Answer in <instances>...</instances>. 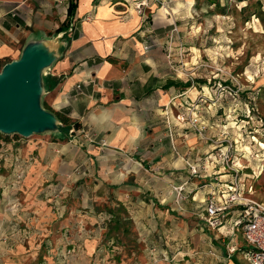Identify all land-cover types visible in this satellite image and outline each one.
<instances>
[{
	"label": "rangeland",
	"instance_id": "1",
	"mask_svg": "<svg viewBox=\"0 0 264 264\" xmlns=\"http://www.w3.org/2000/svg\"><path fill=\"white\" fill-rule=\"evenodd\" d=\"M159 1L155 2L159 12L165 8V14L182 17L171 25L167 38L170 70L189 77L193 84L197 79L205 81L200 94L178 113L183 115L184 131L197 139L185 155H198L199 165L183 160L185 167L175 169L183 180L172 185L173 191L183 185L179 197L174 191L175 203L191 201L184 189L210 184L216 175L210 173L221 169L218 174H228L229 181H222L223 188L208 193L204 202L213 197L221 203V194L233 185L245 197L264 204V97L257 96L264 85V0H251L261 3L249 8L257 14L248 20L244 17L249 11L240 13L246 2L219 0L221 5L227 3L221 14L206 0ZM145 5L146 1L136 3L137 12ZM79 129L75 135L90 133ZM53 140L64 145L67 138L0 132V264L225 263L209 235L199 229L198 223L209 226L203 218L207 205L203 215L202 205L195 214L174 210L181 217L176 219L181 234L169 242L139 236L131 217L140 212L143 219L146 206L141 200L152 199L147 188L158 169L151 167L150 159H146L149 169L142 165L130 175L124 160L135 164L140 155H38V148ZM95 157H99L97 164ZM189 164L197 167V173H191ZM102 168L110 181L117 177L123 184L112 188L106 180V186L98 190L101 177L97 174ZM110 209L119 210V229L114 228ZM235 232L238 244L249 250L240 228ZM243 260L249 264L247 253Z\"/></svg>",
	"mask_w": 264,
	"mask_h": 264
},
{
	"label": "crops",
	"instance_id": "2",
	"mask_svg": "<svg viewBox=\"0 0 264 264\" xmlns=\"http://www.w3.org/2000/svg\"><path fill=\"white\" fill-rule=\"evenodd\" d=\"M141 1L146 5L138 13L135 4ZM157 1L73 0L74 8L68 12L72 0H0V61L17 58L32 34L52 37L59 32L65 49L49 71L52 86L44 101L90 133L71 132L65 136L64 145L55 140L42 144L38 155H140L135 164L130 158L124 160L130 175L142 165L149 169L146 159H150L151 167L158 169L147 188L152 199L141 200L146 206L143 219L140 212H133L131 218L142 239H160L163 244L165 239L169 242L181 234L176 220L181 217L174 210L195 214L202 205L203 215L207 194L222 189L229 179L228 174H218L221 169L214 170L210 174H216L211 177L215 181L184 189L191 201H174L172 185L183 181L175 169L185 167L183 160L199 165L195 160L198 155H185L193 150L197 139L184 131L186 126L178 113L191 104L203 86L170 70L167 38L171 25L182 17L165 14V8L159 12ZM98 159L95 157L94 164ZM100 172L98 190L106 186V180L112 188L123 184L117 177L110 181L104 168ZM236 212L239 216V207ZM234 219L216 228L203 222L198 225L219 249L223 264H247L243 250L248 247L238 244L237 229L231 230ZM229 246L237 249L230 253Z\"/></svg>",
	"mask_w": 264,
	"mask_h": 264
},
{
	"label": "water",
	"instance_id": "3",
	"mask_svg": "<svg viewBox=\"0 0 264 264\" xmlns=\"http://www.w3.org/2000/svg\"><path fill=\"white\" fill-rule=\"evenodd\" d=\"M65 49L59 32L52 37L30 35L17 58L0 68V132L28 137L50 133L65 137L61 121L44 106L47 76Z\"/></svg>",
	"mask_w": 264,
	"mask_h": 264
},
{
	"label": "built area",
	"instance_id": "4",
	"mask_svg": "<svg viewBox=\"0 0 264 264\" xmlns=\"http://www.w3.org/2000/svg\"><path fill=\"white\" fill-rule=\"evenodd\" d=\"M79 87V85H77ZM178 119L184 120L183 115L179 114ZM191 124L197 127L196 120L192 119ZM72 129L70 130L71 133ZM225 156V155H224ZM191 173H197V167L190 165ZM176 195L179 197L183 191V185H177L173 188ZM221 203L214 200L213 197L209 199L207 204L204 220L207 224L216 228L223 224L225 219V211L233 206L239 207V216L231 223V230L238 227L245 241L249 245V250L245 253L249 255V264H264V204L254 199L245 197L237 186L230 185L228 192L221 194ZM236 247L229 250L232 253Z\"/></svg>",
	"mask_w": 264,
	"mask_h": 264
},
{
	"label": "trees",
	"instance_id": "5",
	"mask_svg": "<svg viewBox=\"0 0 264 264\" xmlns=\"http://www.w3.org/2000/svg\"><path fill=\"white\" fill-rule=\"evenodd\" d=\"M206 2H207V5L208 6H214L215 8H216V12H218V13H221V14H224V11H225V7H226V5H227V3H225V4H223V5H221L220 4V1L219 0H206ZM235 2H237V3H242V2H246V4L245 5H243L242 7H241V9H240V13L242 14V13H245V12H247V11H249V8L253 5V3L254 2H252L251 0H235ZM260 1H256V3H254V5H256V6H259L260 5ZM74 8V3H73V0H72V3H70V5H69V8H68V12H69V10H70V12H71V9H73ZM257 14V12L256 11H254V12H251V11H249L245 16L246 17H244L245 18V20H248L249 18H250V15H256ZM242 15H244V14H242ZM8 60H10V59H7V60H4V61H0V68H1V66L6 62V61H8ZM50 78H52L51 77V75H48L47 76V82H48V90L51 88V86H52V84H51V79ZM61 77H58L57 78V80H59ZM197 81L200 83V84H202V83H205V81H204V79H197ZM185 86L186 87H189L190 86V83H188V82H186L185 83ZM262 95H264V85L263 86H261V87H259V90H258V93H257V96L258 97H264V96H262ZM44 106L46 107V108H48L49 110H51V111H53L55 114H56V116L60 119V121H61V130L64 132V134L65 135H68V134H70L69 132H70V130L72 129V131L71 132H74L75 130H77V129H79L80 128V125H79V122H77V121H72L69 117H67L66 115H64V114H62V113H60L59 111H56V110H54V109H52L51 107H50V105H49V103L45 100L44 101ZM262 119V118H261ZM263 120V126H264V119H262ZM262 126V127H263ZM264 128V127H263ZM118 211L119 210H117V211H115V210H112V209H110L109 210V212H111V214H112V216H113V221L116 223V227H114L115 229H119V227H120V221H119V219H118V217H119V215H118ZM237 211V208H235V209H227L226 211H225V220H224V223L226 222V221H229V220H231V219H234L235 217H238V212H236ZM245 250H243L244 251V253L245 252H247V250H248V248H244Z\"/></svg>",
	"mask_w": 264,
	"mask_h": 264
}]
</instances>
